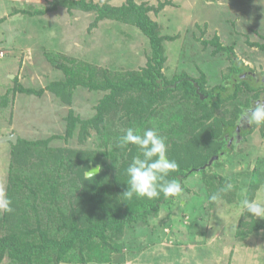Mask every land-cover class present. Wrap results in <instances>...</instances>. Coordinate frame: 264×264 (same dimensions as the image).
Masks as SVG:
<instances>
[{
  "label": "rangeland",
  "instance_id": "obj_1",
  "mask_svg": "<svg viewBox=\"0 0 264 264\" xmlns=\"http://www.w3.org/2000/svg\"><path fill=\"white\" fill-rule=\"evenodd\" d=\"M33 1L22 7L25 12L16 14L20 5L12 8L9 0L7 3L0 0V139L9 131L17 134L21 143L57 137L49 142L51 148L99 155L104 166L111 168L109 175L113 179L129 154L128 151L120 153L117 161L109 156L112 142L120 136V115L113 118L111 130L116 132V137L107 147L101 136L106 130L100 126L99 131L91 128L84 135L79 125L68 136L70 118L76 121L77 117L93 118L97 112L95 106L109 92L78 86L66 94L73 93L68 103L49 89L66 76L48 56L61 57L59 60L76 72L95 67L98 78L104 79L107 75L115 78L117 73L129 77L130 72H140L146 67L152 54L150 42L130 24L106 20L93 25L96 19L93 13L69 11L63 6L52 9L55 0ZM107 1L115 6L126 2ZM137 2L156 8L150 14L152 20L159 24L163 36L173 38L164 43L166 63L162 72L165 77L171 79L181 73L193 78L205 76L207 92L223 85L232 64L227 54L210 55L215 50L213 40L232 47L234 57L246 71L264 76L261 47L264 46V0ZM34 8L43 13L30 15ZM46 9L49 10L44 12ZM8 76L14 78L7 80ZM230 105L233 104L227 103L226 108L233 109ZM233 146L221 158L222 165L213 168L219 176L232 182V189L223 192L224 198L210 203L204 184L190 177L189 190L177 197L171 209L163 207L157 216L151 217L149 226L126 232L124 255L120 260L115 256L112 264H264V231L245 240L234 237L238 218L245 210L241 201L245 197L264 201V183L254 194L251 192V197L249 193L254 172L264 173L262 126H255L245 139ZM14 152L10 142L0 144V185L6 192L9 170L15 167ZM97 165L91 163V168ZM229 192L235 194L230 197ZM2 264L11 263L5 259Z\"/></svg>",
  "mask_w": 264,
  "mask_h": 264
},
{
  "label": "trees",
  "instance_id": "obj_2",
  "mask_svg": "<svg viewBox=\"0 0 264 264\" xmlns=\"http://www.w3.org/2000/svg\"><path fill=\"white\" fill-rule=\"evenodd\" d=\"M58 6L69 11L95 14L93 25L106 20L130 24L148 38L152 51L142 71L130 72L129 77L124 73L115 74V78L107 75L104 79L98 78L95 67L94 70L84 67V71L76 72L69 70L60 61L61 57L48 56L50 62L66 76L49 89L68 103L73 93L66 94L78 86L109 92L95 106L97 112L93 118L82 120L77 117V121L70 118L68 136H72L79 125L84 135L91 128L99 131L100 126L106 130L101 136L107 147L116 137V132L111 130L113 118L120 115V136L124 134L125 127L139 129L142 133L144 129L155 126L166 137L169 158L179 164L170 177L181 183L183 193L189 190L190 177L204 184L208 197L232 184L213 168L222 165V153H230L226 137L233 135L244 110L260 99L264 90V86L258 87L255 82L241 78L229 86L231 81L226 78H236L244 70L234 57L232 47L211 41L215 50L210 55L216 52L227 54L232 67L222 81L223 85L207 92L205 76L193 78L181 73L169 79L163 74L166 63L164 43L173 38L163 36L159 24L152 20L150 14L156 10L153 6L139 4L137 0H126L121 6L112 5L107 0L101 3L55 0L52 9ZM33 13L43 12L34 8L30 15ZM261 47L264 51V46ZM194 83L200 87L201 95ZM20 90L35 93L31 89ZM227 103L233 104L230 105L233 109L226 108ZM255 126L243 131L244 139ZM120 136L112 142L109 156L112 161H117L120 153L128 151L129 154L113 179L109 175L111 168L104 166L99 155L51 148L49 142L57 137L30 143L19 140L15 146L12 145L15 167L9 170L7 194L13 201L14 212L0 213V264L5 259L11 264H112L115 256L120 260L124 255L127 231L149 226L151 217L157 216L163 207L171 209L175 205L178 196L166 199L163 194L153 200L135 196L132 200L125 199L126 168L140 152L134 145L123 149L118 147ZM216 156L219 159L212 166H207ZM91 163L100 164L102 170L92 181H87L84 174L91 170ZM253 176L249 186L250 197L264 183V173L257 171ZM232 194L235 193L229 192L230 197ZM221 196L224 198L223 193ZM263 231L264 219L255 218L244 210L238 218L234 237L245 240Z\"/></svg>",
  "mask_w": 264,
  "mask_h": 264
},
{
  "label": "clouds",
  "instance_id": "obj_3",
  "mask_svg": "<svg viewBox=\"0 0 264 264\" xmlns=\"http://www.w3.org/2000/svg\"><path fill=\"white\" fill-rule=\"evenodd\" d=\"M241 120L247 125L264 126V102L257 101L246 109ZM117 145L122 149L134 145L140 152L126 168L127 190L123 192L126 200H132L134 196L153 200L158 199L161 194L166 199L182 195L184 189L181 183L170 177V173L175 172L179 164L175 159L169 158L166 137L161 135L155 126L144 129L142 133L139 129L129 127L118 138ZM101 170L102 166L99 165L87 170L84 179L92 181ZM232 187L233 185L229 183L226 188H221L208 198L209 202L217 203L221 193L231 190ZM12 204V199L3 185H0V213H13ZM241 207L253 217L264 219V201L245 197L241 201Z\"/></svg>",
  "mask_w": 264,
  "mask_h": 264
},
{
  "label": "flooded vegetation",
  "instance_id": "obj_4",
  "mask_svg": "<svg viewBox=\"0 0 264 264\" xmlns=\"http://www.w3.org/2000/svg\"><path fill=\"white\" fill-rule=\"evenodd\" d=\"M244 68V67H243ZM239 78L241 79H244V80H247L249 82H255L256 84H258L257 86L258 87H262L264 86V76H259L257 73H254V72H250V71H246V69L244 68V70L241 72V74L237 75L236 78H231L229 79L231 82L229 84V86H233V83H238L239 82ZM257 101L259 102H264V90H262L261 92V96H260V99L258 100H255L252 102V105L254 103H256ZM245 111V110H244ZM246 127H251V125H247L245 124L241 118L233 132V135H228L226 137V140H227V147L231 148L233 145L237 144V142L241 141L243 139V131L246 130L245 128ZM238 128L240 129V131H238ZM222 155H224V153H222Z\"/></svg>",
  "mask_w": 264,
  "mask_h": 264
},
{
  "label": "water",
  "instance_id": "obj_5",
  "mask_svg": "<svg viewBox=\"0 0 264 264\" xmlns=\"http://www.w3.org/2000/svg\"><path fill=\"white\" fill-rule=\"evenodd\" d=\"M12 77H13V76H12ZM263 81H264V80H263ZM194 84H195V86H196V88H197V93L201 95L200 87L198 86L197 83H194ZM174 87H175V86H174ZM238 131H240L239 128H238ZM4 142H12L13 144H17V142H18V135L8 133L5 137H3V138L0 139V144H1V143H4ZM218 159H219L218 156L214 157L213 159L210 160V162L208 163L207 166H211V165H213V163H214L215 161H217ZM95 167H96V166H95ZM95 167H93V168H95ZM93 168H91V170H92Z\"/></svg>",
  "mask_w": 264,
  "mask_h": 264
},
{
  "label": "crops",
  "instance_id": "obj_6",
  "mask_svg": "<svg viewBox=\"0 0 264 264\" xmlns=\"http://www.w3.org/2000/svg\"><path fill=\"white\" fill-rule=\"evenodd\" d=\"M4 1H6V3H7V1L8 0H4ZM10 1V4H11V7H12V5L15 7V5L17 6V5H20L21 7L20 8H17L16 10H15V12H16V14H19V13H21V12H25L24 10H26L25 8H22V7H25L26 5H29V4H31V3H29V2H32L33 0H9ZM34 2V1H33ZM23 3H24V5H23ZM14 7H12V8H14ZM15 14V15H16ZM11 77L12 76H8L7 77V80H8V78L9 79H11ZM13 78H14V76H13ZM9 132H11V131H9ZM8 132V133H9ZM7 133V134H8ZM10 134H15V133H10ZM17 135V134H16ZM6 136V135H5ZM4 137V136H3ZM2 137V138H3ZM18 140H19V137H18ZM12 145H14L15 146V144H13L12 142H10ZM18 143V142H17ZM256 235V234H255Z\"/></svg>",
  "mask_w": 264,
  "mask_h": 264
}]
</instances>
